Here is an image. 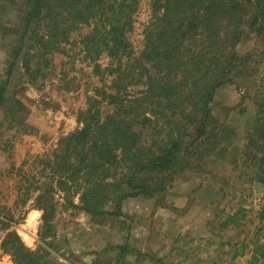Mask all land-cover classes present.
Masks as SVG:
<instances>
[{
	"label": "trees",
	"instance_id": "trees-1",
	"mask_svg": "<svg viewBox=\"0 0 264 264\" xmlns=\"http://www.w3.org/2000/svg\"><path fill=\"white\" fill-rule=\"evenodd\" d=\"M139 4L140 0L0 3L2 14L11 8L16 17L9 25L0 22L8 41V78L0 77V107L9 104L12 120L25 108L21 100L5 96L14 69L20 65L25 74L37 78L50 66L51 55L65 52L76 33L84 59L94 63V74L103 83L88 96L78 127L61 140L57 151L37 159L41 168L33 175L35 181L25 178L26 195L39 191L36 205L44 212L45 235L53 232L57 195L93 218L125 215L126 199L149 195L161 185L156 177L172 180L180 162L181 170L189 167L191 155L180 156L184 141L198 147L201 157L206 152L219 154L216 150L225 147L227 135L223 139L214 130L226 126L213 116L212 103L244 62L238 50L243 34H264V0H151L144 47L137 51L130 34ZM85 27L88 31L79 33ZM104 56L110 60L107 64L100 61ZM259 130L264 140V118ZM39 179L46 182L41 185ZM247 217V208L239 207L226 215L221 227H240ZM257 217L262 223L259 232L264 229V209ZM0 249L13 264H53L50 252L42 247L31 250L15 233L8 234ZM258 252L264 256V251ZM238 255L243 253L234 257ZM258 259L253 255V262Z\"/></svg>",
	"mask_w": 264,
	"mask_h": 264
},
{
	"label": "rangeland",
	"instance_id": "rangeland-1",
	"mask_svg": "<svg viewBox=\"0 0 264 264\" xmlns=\"http://www.w3.org/2000/svg\"><path fill=\"white\" fill-rule=\"evenodd\" d=\"M150 2L140 0L134 15L130 39L137 51L144 47ZM9 9L0 12V22L8 25L16 18ZM1 31L0 77L6 80L8 41ZM87 31L85 27L79 33ZM78 35L65 52L51 55L50 66L37 78L20 65L9 78L5 96L21 100L25 108L12 120L9 104L0 107V244L15 233L31 250L50 252L53 264H264V256L257 253L264 251V229L258 232L262 223L257 217L264 209V140L259 130L264 118V34L257 32L243 34L238 50L244 62L212 103L213 116L228 126L214 130L223 139L227 135L225 147L216 150L219 154L201 157L198 147L184 141L180 156H192L189 167L181 170L180 162L172 180L156 177L161 185L149 195L126 199L125 215L93 218L57 195L53 232L43 234L44 212L36 205L39 191L26 195L25 178L35 181L33 175L41 168L37 159L57 151L78 127V114L87 108L94 87L103 84L94 74V63L84 59ZM100 61L110 60L104 56ZM39 180L41 185L46 182ZM239 207L247 208L243 225L223 229L226 215ZM236 253L243 255L234 257ZM255 254L259 259L253 262ZM0 264H13L2 249Z\"/></svg>",
	"mask_w": 264,
	"mask_h": 264
},
{
	"label": "bare ground",
	"instance_id": "bare-ground-1",
	"mask_svg": "<svg viewBox=\"0 0 264 264\" xmlns=\"http://www.w3.org/2000/svg\"><path fill=\"white\" fill-rule=\"evenodd\" d=\"M26 238H28L29 241L31 240L30 237H28V236Z\"/></svg>",
	"mask_w": 264,
	"mask_h": 264
}]
</instances>
